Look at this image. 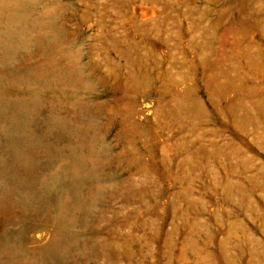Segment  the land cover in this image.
<instances>
[{
    "label": "rangeland",
    "instance_id": "obj_1",
    "mask_svg": "<svg viewBox=\"0 0 264 264\" xmlns=\"http://www.w3.org/2000/svg\"><path fill=\"white\" fill-rule=\"evenodd\" d=\"M0 264H264V0H0Z\"/></svg>",
    "mask_w": 264,
    "mask_h": 264
},
{
    "label": "bare ground",
    "instance_id": "obj_2",
    "mask_svg": "<svg viewBox=\"0 0 264 264\" xmlns=\"http://www.w3.org/2000/svg\"><path fill=\"white\" fill-rule=\"evenodd\" d=\"M22 22V21H21Z\"/></svg>",
    "mask_w": 264,
    "mask_h": 264
}]
</instances>
